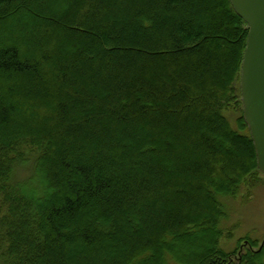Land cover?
Segmentation results:
<instances>
[{"label": "trees", "instance_id": "obj_1", "mask_svg": "<svg viewBox=\"0 0 264 264\" xmlns=\"http://www.w3.org/2000/svg\"><path fill=\"white\" fill-rule=\"evenodd\" d=\"M247 34L231 0H0L1 264H264L225 248Z\"/></svg>", "mask_w": 264, "mask_h": 264}, {"label": "water", "instance_id": "obj_2", "mask_svg": "<svg viewBox=\"0 0 264 264\" xmlns=\"http://www.w3.org/2000/svg\"><path fill=\"white\" fill-rule=\"evenodd\" d=\"M231 3L248 25L240 69V93L257 168L264 175V0H231Z\"/></svg>", "mask_w": 264, "mask_h": 264}, {"label": "rangeland", "instance_id": "obj_3", "mask_svg": "<svg viewBox=\"0 0 264 264\" xmlns=\"http://www.w3.org/2000/svg\"><path fill=\"white\" fill-rule=\"evenodd\" d=\"M30 171L31 163L18 166L16 176L25 177ZM225 202L229 207L238 208V211L233 213V217L227 220L229 225L234 223L238 226L234 230L233 237L225 243V248L243 247L244 250L248 239L257 241L260 245L264 240V175H261L260 184L254 188L253 197L248 203L243 204L240 198L225 199Z\"/></svg>", "mask_w": 264, "mask_h": 264}]
</instances>
